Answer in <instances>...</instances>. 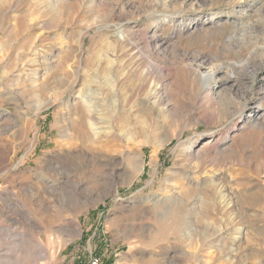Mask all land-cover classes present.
I'll return each mask as SVG.
<instances>
[{
  "label": "rangeland",
  "instance_id": "rangeland-1",
  "mask_svg": "<svg viewBox=\"0 0 264 264\" xmlns=\"http://www.w3.org/2000/svg\"><path fill=\"white\" fill-rule=\"evenodd\" d=\"M93 256L264 264V0H0V264Z\"/></svg>",
  "mask_w": 264,
  "mask_h": 264
},
{
  "label": "bare ground",
  "instance_id": "bare-ground-1",
  "mask_svg": "<svg viewBox=\"0 0 264 264\" xmlns=\"http://www.w3.org/2000/svg\"><path fill=\"white\" fill-rule=\"evenodd\" d=\"M219 74V72L217 71H210V72H207L205 75H204V78L206 80L208 79H212V80H215L217 75ZM213 87L212 85H208L206 87V89L208 90H211ZM213 90V89H212ZM151 97V96H149ZM94 98V97H93ZM93 98H91L89 95L86 96L84 99L82 98L81 101L83 102V105H84V109H85V114H86V118H82L81 119V130H80V136L82 137H85L86 136V133L90 132L95 139L97 140H100V139H103L104 137H107V139H111V140H114L115 142H120L123 138L120 137V135L114 133V129H113V124H112V120H106L104 117H103V111L101 110L100 108V105L99 104H96L94 101H93ZM80 128V127H79ZM76 131V130H75ZM89 135V134H88ZM87 137V136H86ZM129 140V139H128ZM199 141H195V142H192L190 146H195ZM127 146V145H126ZM129 148V147H128ZM191 152V151H190ZM70 154V153H69ZM125 155V154H124ZM130 159L132 160V163L134 162L133 161V158L130 157ZM140 170V169H139ZM139 174V173H138ZM49 186V185H48ZM188 194V193H187ZM186 194V195H187ZM190 194V193H189ZM227 194H224L223 193V198L226 196ZM228 196V195H227ZM230 202H228L226 205L227 206H230ZM179 207H182L181 204H177V207L175 209V213L177 212V208ZM181 209V208H180ZM178 213V212H177ZM184 222L182 221V223H180L178 225V228L182 229L184 227ZM225 231V230H224ZM223 233L221 232H215L213 236V238H216L217 239V242H223L222 241V238ZM240 239V238H239ZM212 248H215L218 252H225V250H223V247L218 245H215V244H212L211 247L209 248L210 250ZM228 252H230V254L228 253V257L230 256H233V253L235 251V248L234 246L233 247H230V248H225ZM211 256H206V257H203V258H198L194 261H196L198 264H209L211 258ZM193 260H190V262H192Z\"/></svg>",
  "mask_w": 264,
  "mask_h": 264
},
{
  "label": "built area",
  "instance_id": "built-area-1",
  "mask_svg": "<svg viewBox=\"0 0 264 264\" xmlns=\"http://www.w3.org/2000/svg\"><path fill=\"white\" fill-rule=\"evenodd\" d=\"M87 264H106L102 257L93 256ZM111 264H116V262H113Z\"/></svg>",
  "mask_w": 264,
  "mask_h": 264
},
{
  "label": "crops",
  "instance_id": "crops-1",
  "mask_svg": "<svg viewBox=\"0 0 264 264\" xmlns=\"http://www.w3.org/2000/svg\"><path fill=\"white\" fill-rule=\"evenodd\" d=\"M106 261H110L111 263L116 262V264H119V260H106Z\"/></svg>",
  "mask_w": 264,
  "mask_h": 264
}]
</instances>
